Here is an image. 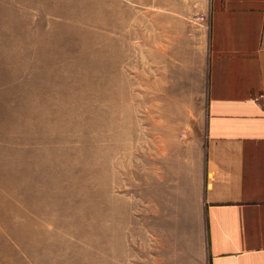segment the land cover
I'll use <instances>...</instances> for the list:
<instances>
[{"label":"rangeland","instance_id":"obj_1","mask_svg":"<svg viewBox=\"0 0 264 264\" xmlns=\"http://www.w3.org/2000/svg\"><path fill=\"white\" fill-rule=\"evenodd\" d=\"M195 3L0 0V264H210Z\"/></svg>","mask_w":264,"mask_h":264},{"label":"crops","instance_id":"obj_2","mask_svg":"<svg viewBox=\"0 0 264 264\" xmlns=\"http://www.w3.org/2000/svg\"><path fill=\"white\" fill-rule=\"evenodd\" d=\"M181 1L157 4L196 8ZM198 13L208 22L188 45L206 46V63L183 77L195 93L206 79L205 137L194 134L187 153L202 214L187 220L207 222L210 264H264V0H200Z\"/></svg>","mask_w":264,"mask_h":264},{"label":"built area","instance_id":"obj_3","mask_svg":"<svg viewBox=\"0 0 264 264\" xmlns=\"http://www.w3.org/2000/svg\"><path fill=\"white\" fill-rule=\"evenodd\" d=\"M201 18L204 19V16H202Z\"/></svg>","mask_w":264,"mask_h":264}]
</instances>
